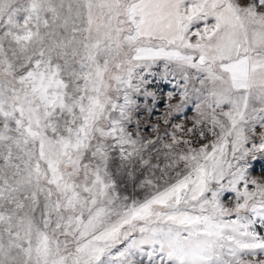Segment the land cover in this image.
<instances>
[{"label": "snow or ice", "instance_id": "obj_1", "mask_svg": "<svg viewBox=\"0 0 264 264\" xmlns=\"http://www.w3.org/2000/svg\"><path fill=\"white\" fill-rule=\"evenodd\" d=\"M261 158L264 0H0V264H264Z\"/></svg>", "mask_w": 264, "mask_h": 264}, {"label": "rangeland", "instance_id": "obj_2", "mask_svg": "<svg viewBox=\"0 0 264 264\" xmlns=\"http://www.w3.org/2000/svg\"><path fill=\"white\" fill-rule=\"evenodd\" d=\"M153 89L158 91L159 100L157 103L156 112L151 116V123H156L159 117L166 111L167 93L173 91V86L171 83H166L163 81L156 82L152 85ZM172 103L177 102L176 99L171 101ZM189 116L192 113H188ZM147 119V116H145ZM180 122L179 120L176 121ZM253 174L256 176L264 175V158H261L254 162L253 164Z\"/></svg>", "mask_w": 264, "mask_h": 264}]
</instances>
